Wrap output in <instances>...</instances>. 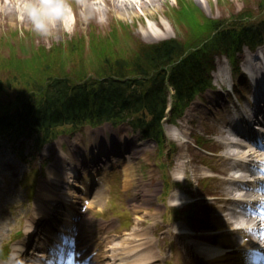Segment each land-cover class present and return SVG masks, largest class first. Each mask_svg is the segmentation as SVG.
Listing matches in <instances>:
<instances>
[{
	"label": "rangeland",
	"instance_id": "1",
	"mask_svg": "<svg viewBox=\"0 0 264 264\" xmlns=\"http://www.w3.org/2000/svg\"><path fill=\"white\" fill-rule=\"evenodd\" d=\"M1 1L7 7L10 6L12 8L10 13L15 10L14 8L22 12V15L17 12V18L13 20L10 13L5 12V7H0V10L2 9V11H0V56L17 60L13 65L10 62L0 61V78L4 79V81L9 79L12 74L18 75V79L21 81L42 80L53 74H68L74 81L79 82L84 76H96L109 72L110 66H116V63L121 60L131 61V65L139 54L141 45L156 44L168 39H177L186 45L189 52L192 49H196L202 43L209 41L222 23H226L221 25L222 28L226 29L228 27L229 31L232 32L239 31L240 27L245 24H257L264 18V0H156V5L155 3L150 4V7L153 9V14H150V17L140 12L141 15H139V17L133 18L117 14V12L111 8L113 4L112 0H109V6L111 8L109 11H104L101 8L104 6V2L100 3L101 0H68V8L63 19L53 28L51 35L44 37L31 27V23L27 17L24 19L26 15L24 14L23 6L26 0L25 3L21 4V7L17 5L16 2L11 3V0ZM13 1L19 2V0ZM96 2H99L100 5H95ZM13 3H15L16 6L13 5ZM154 7L157 9H154ZM192 16L195 17L197 23H199L201 27L195 25ZM68 17L70 27L68 24H64L65 19ZM61 25L63 26L60 27ZM113 28H116L115 31H117V33H112ZM13 32L23 37H35V47L27 45L26 48H20L15 44L14 39L11 41L7 40L11 38L9 35ZM128 32L130 33L129 37L131 39L129 40L130 42L126 44V42L122 41L128 37L126 36ZM5 40H7V42H4ZM76 42L77 46L73 47L72 45ZM7 43H9L10 46ZM37 46L45 47L38 48ZM70 46L73 47L70 52H73L70 57V62L63 61V59H65V51L68 50ZM32 57L33 61H30ZM218 67L223 70L228 67V69L231 70V65L228 62H224L222 58L219 60ZM3 69H5V71H3ZM19 74L22 76L20 77ZM233 75L235 81L240 80L241 75ZM9 89L7 88V91H9L6 97L12 98L15 94V90L18 88L16 85L12 84ZM200 97L201 98H198L196 102L191 105L186 116L182 119L183 124L186 125V130L189 132H196L200 124L210 121L206 118L204 107H201L204 95ZM1 99L3 100V98ZM211 123H213V120L210 121V124ZM204 126L208 134L213 133L208 131L207 124H204ZM163 127L164 133H167L166 125L163 124ZM115 131L119 130L117 129ZM214 132H216V129H214ZM121 134H124L123 131ZM82 135L83 136L80 137L81 142L78 141V143L80 146L84 144L86 148V145H88L86 139L87 135L84 132ZM167 139V144H165L163 151H159V148L155 147L156 144L153 142L147 143V152L154 154L156 150L158 154L154 155L156 158L153 161L156 165L154 174L156 176L160 175L159 178L161 179L162 173L165 172L162 171V169L165 166L164 169H166V172L171 176L179 169V160L183 155L186 161H189V163L185 164H190L189 168L192 170V172L187 173H192V177L188 175V178L191 180L194 179L193 173H197L195 163L200 162L198 157L200 159L201 154L193 150L190 146L186 147L185 144L179 146L178 143H182V139L173 140L170 137ZM201 144L203 145V142H201ZM202 147L209 150H223V148L217 147L215 144L209 142ZM76 149L78 150L77 147ZM57 151H59V145L54 146V152L52 154L55 152L57 154ZM79 152L81 151H78V153ZM207 161L211 164H216L214 159L207 158ZM147 168L149 169V166ZM186 168L188 169L187 166ZM29 169L30 168L26 166L22 167L10 153L5 154V152H0L1 213L6 212V207H8L13 214L15 212L22 214L28 212L29 200L24 192L25 190L20 187L19 181L22 173H28ZM184 183L185 182H182V185H184ZM218 183L219 181L213 179L207 182L203 181L199 183L198 186L194 183V194H197V192L210 193L211 191H219L221 188L217 186ZM120 187L121 183L119 181L116 186L111 187V193L109 192V195L106 197L108 202L104 204V211L101 214H97L98 218L116 219L117 221L124 222L127 217H133L137 214V212H133L134 209L130 206L131 200H128L132 193L130 191L122 192ZM127 187L129 186H126V188ZM117 192H119V194L115 195ZM138 193L140 194L136 196V199L138 202H141L142 192ZM95 212V209L92 208L86 212L85 216L90 219L96 216ZM175 216V213H170L166 217V220H172ZM205 216L207 217V213H205ZM0 222L2 225L0 226L3 228L0 229V237H4V229L12 226L5 225V219L1 218V214ZM125 223L126 222L123 224ZM129 223L130 224H126V228L125 225L119 227V229L116 228L114 233L121 235L128 230L130 231L135 225L134 219ZM207 223H209L208 225L210 226L215 224V221L210 218V220L207 219V222H205V224ZM120 228L126 231L123 232ZM140 229H135V232ZM135 234L136 233L131 236L130 234L127 235L130 239L122 241L120 244L121 247L129 249L136 242H141L139 237ZM238 255H240L239 252L230 253L227 260L219 262L218 264H237L240 261ZM175 258H178L179 264H185L182 262L183 258L181 254L176 253ZM105 262L107 261L104 259V264ZM188 264H197V262H190Z\"/></svg>",
	"mask_w": 264,
	"mask_h": 264
},
{
	"label": "trees",
	"instance_id": "2",
	"mask_svg": "<svg viewBox=\"0 0 264 264\" xmlns=\"http://www.w3.org/2000/svg\"><path fill=\"white\" fill-rule=\"evenodd\" d=\"M247 35H244V37H240L239 40L242 41L246 37H249V40L254 39L255 35L258 34L257 31L251 29L247 31ZM237 35H232L227 30H222L219 33H217L213 39L212 42H214V46H217V49H214L215 47L208 49H204L200 51V55L202 57L206 56V58H211V54L209 52L212 51H219L221 49H224L226 51L228 50H235V41ZM212 42L210 43L212 45ZM208 46V45H207ZM184 51V46L182 43H179L177 41H169L164 42L160 45H152L145 48L143 52V57L141 60H139V63H135V72L137 73H144L147 74L150 70L159 67L160 65L167 64L171 60H173L175 57L181 55ZM195 60L192 58L193 66L196 70L192 69V64H189L185 69L180 70L176 69L173 70L172 75V83L176 87L177 95L180 97V99H185L187 97V93L190 89H196L197 88V78L198 74L202 72L200 70V67L203 64L210 65L206 60L203 61H193ZM197 60V59H196ZM198 69V70H197ZM117 74L120 75V73L117 72ZM117 84L115 81L111 82L108 85H103L107 88V90L101 89V92L103 94L104 99H100V102H103V105L98 106V114L103 113L105 115L106 113L112 114V115H121L124 114V110L128 109L130 107L131 102L126 101V96H122L121 99L117 100L118 97L115 95L116 90H112V85ZM47 86L49 89L44 93L37 104L36 100H32L31 105L28 106L27 110L28 113L33 115L34 123L35 124H44V129L51 131V126L56 127L63 124H76L78 123V120L83 117H78L80 114L77 115H69V113L72 111L70 107H67L66 105L62 107V105L69 101V97L73 96L76 92V90H73L71 85H69L68 81L66 79L56 77L53 78L50 82H48ZM159 87V86H158ZM35 88H37V85H35ZM43 88V87H42ZM41 88V90H42ZM114 88V85H113ZM40 85H38V90L36 92H39ZM157 93L155 95V98L151 99L149 102H147L148 106L147 108L156 113L161 114L164 107V97H162V93L158 91V88H156ZM111 91V92H109ZM41 92V91H40ZM118 94V93H117ZM100 96V95H99ZM120 97V96H119ZM111 105L117 107V110L112 113ZM106 106V107H105ZM110 107V108H109ZM75 110H78L77 107ZM58 109V111H57ZM59 111H62L65 113L66 116H71L69 118H59ZM80 113V111L78 110ZM100 116V115H98Z\"/></svg>",
	"mask_w": 264,
	"mask_h": 264
},
{
	"label": "bare ground",
	"instance_id": "3",
	"mask_svg": "<svg viewBox=\"0 0 264 264\" xmlns=\"http://www.w3.org/2000/svg\"><path fill=\"white\" fill-rule=\"evenodd\" d=\"M155 1L156 0H113V4H112L113 6L112 7L120 16L122 15L124 17H129V18L139 17V15H141L140 12H142L147 17H150L153 14V9L150 7V4L155 3ZM20 2H21V4H23V3H25V0H20ZM155 5H156V3H155ZM4 6L5 5H3V3L0 4L1 8H3ZM104 9H105V11L108 10L106 5L104 6ZM154 9H157V8L154 7ZM0 11H2V9ZM10 11H11L10 6H8V8L7 7L5 8V12L10 13ZM17 11L13 10L10 13L11 18L13 20H15V18H17ZM19 14L22 15V12H19ZM25 18H26V16H24V19ZM58 22H60V21H57L55 26L58 25L57 24ZM64 24H68L70 27L69 17L65 19ZM62 26L63 25H61L60 27H62ZM256 59L258 61H255L252 64L255 65V67H259V69H264V67H263L264 60L262 61L260 56L256 57ZM260 78L264 79V74ZM255 79H257V77ZM263 86H264V83H263ZM251 106L252 107L255 106L256 108H260V104L258 102H252L251 101ZM221 118L223 121L227 120L226 118H223V117H221ZM238 126L240 129H248L246 124L244 123V121L239 120ZM245 132L248 133V131H245ZM168 133H169V131H168ZM170 133L173 135H177V136L180 135L178 133V130L175 127L170 130ZM223 134H225V133H223ZM237 150H238V152L235 154V156H239V155L245 156L248 154L246 152H242L241 151L242 149L240 146L237 147ZM71 158H72L71 163L75 166L76 160L73 157H71ZM100 171H102V170H100ZM101 174L103 175V172L98 173V175H101ZM93 175H94V173H93ZM129 176H130V174H129ZM54 178L57 179V176L55 175ZM44 208L46 209L47 212H49V210H51L50 208H47V207H44ZM219 219L221 220V217H219ZM234 230H235L234 227L231 226V224L228 221L222 220V224L220 226V231L224 232V240L223 241H226V243H229V244L235 243L237 245V240L234 238V234H233ZM237 233L243 237H246V236H244V230L243 229L238 231ZM260 238L264 239V233L261 234ZM255 244H256L255 245L256 247H254L253 250H252V248H249V250L242 252L241 256L243 257L244 263L245 262H249V263L250 262H255V263L260 262L261 257L259 256L258 253H260V251L264 250V249L262 248V246L260 244H258V243H255ZM200 246H201L200 252L203 253L205 256H207V258L211 260L212 264H216L219 260H223L225 258V256L227 255L226 254L227 249H225L224 246L219 245V247H218V246L202 245V244H200ZM240 246H241V244L238 243V245L236 246V247H238L237 250H239Z\"/></svg>",
	"mask_w": 264,
	"mask_h": 264
},
{
	"label": "clouds",
	"instance_id": "4",
	"mask_svg": "<svg viewBox=\"0 0 264 264\" xmlns=\"http://www.w3.org/2000/svg\"><path fill=\"white\" fill-rule=\"evenodd\" d=\"M23 7L31 27L47 37L52 34L56 22L63 19L68 4L66 0H26Z\"/></svg>",
	"mask_w": 264,
	"mask_h": 264
}]
</instances>
